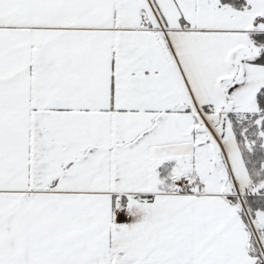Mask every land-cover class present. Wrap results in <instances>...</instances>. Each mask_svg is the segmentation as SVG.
Here are the masks:
<instances>
[{"label": "snow or ice", "instance_id": "1", "mask_svg": "<svg viewBox=\"0 0 264 264\" xmlns=\"http://www.w3.org/2000/svg\"><path fill=\"white\" fill-rule=\"evenodd\" d=\"M0 264H264V0H0Z\"/></svg>", "mask_w": 264, "mask_h": 264}]
</instances>
